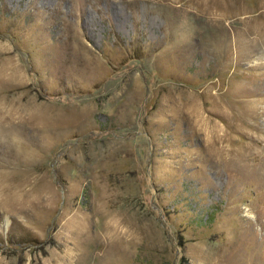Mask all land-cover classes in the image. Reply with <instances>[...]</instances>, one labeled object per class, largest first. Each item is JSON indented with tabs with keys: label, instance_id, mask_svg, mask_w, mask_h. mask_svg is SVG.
<instances>
[{
	"label": "rangeland",
	"instance_id": "obj_1",
	"mask_svg": "<svg viewBox=\"0 0 264 264\" xmlns=\"http://www.w3.org/2000/svg\"><path fill=\"white\" fill-rule=\"evenodd\" d=\"M0 264H264V0H0Z\"/></svg>",
	"mask_w": 264,
	"mask_h": 264
}]
</instances>
